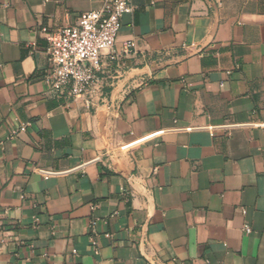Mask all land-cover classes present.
<instances>
[{"label": "crops", "instance_id": "1", "mask_svg": "<svg viewBox=\"0 0 264 264\" xmlns=\"http://www.w3.org/2000/svg\"><path fill=\"white\" fill-rule=\"evenodd\" d=\"M130 4L88 109L42 29L103 0H0V264H264V0Z\"/></svg>", "mask_w": 264, "mask_h": 264}, {"label": "built area", "instance_id": "2", "mask_svg": "<svg viewBox=\"0 0 264 264\" xmlns=\"http://www.w3.org/2000/svg\"><path fill=\"white\" fill-rule=\"evenodd\" d=\"M133 12L130 0H103L99 10L83 13L75 25H69L58 30L42 29L47 40V61L50 72L44 83L48 94L66 100L80 101L92 109L95 100L101 92V82L98 76L103 65V58L120 61L123 55H128L133 43H127L122 52H116L115 47L122 28V19ZM100 96V95H99ZM220 129H233L234 126L222 125ZM18 133L13 132L9 139ZM46 178L54 173H44ZM96 225H90V241L96 242ZM246 233H251V227L244 226Z\"/></svg>", "mask_w": 264, "mask_h": 264}]
</instances>
